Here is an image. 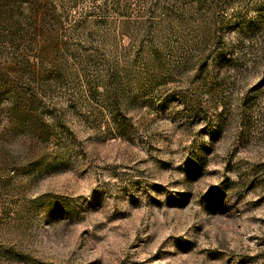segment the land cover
Instances as JSON below:
<instances>
[{"label": "rangeland", "instance_id": "rangeland-1", "mask_svg": "<svg viewBox=\"0 0 264 264\" xmlns=\"http://www.w3.org/2000/svg\"><path fill=\"white\" fill-rule=\"evenodd\" d=\"M0 264H264V0H0Z\"/></svg>", "mask_w": 264, "mask_h": 264}]
</instances>
